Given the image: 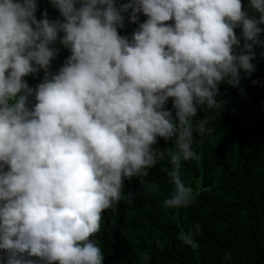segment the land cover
<instances>
[{
  "label": "clouds",
  "instance_id": "1",
  "mask_svg": "<svg viewBox=\"0 0 264 264\" xmlns=\"http://www.w3.org/2000/svg\"><path fill=\"white\" fill-rule=\"evenodd\" d=\"M50 3L62 19H37V0H0V264H103L95 236L106 210L131 202L126 180L144 182L168 156L164 208L196 203L180 170L212 129L194 118L222 111L220 85L255 72L264 0L247 6L258 18L242 0ZM57 44L70 55L53 71ZM191 235L178 238L195 248Z\"/></svg>",
  "mask_w": 264,
  "mask_h": 264
},
{
  "label": "trees",
  "instance_id": "2",
  "mask_svg": "<svg viewBox=\"0 0 264 264\" xmlns=\"http://www.w3.org/2000/svg\"><path fill=\"white\" fill-rule=\"evenodd\" d=\"M37 3V19L45 10L49 19H62L50 0ZM249 3L242 0L249 14L258 18L259 13L247 7ZM144 19L141 14L140 22ZM136 27L125 14V28L119 31L130 36ZM235 32L241 36L240 29ZM56 46L60 51L52 61L53 71L70 55ZM253 50L255 72L246 76L241 71L237 87L220 85L217 99L223 101L222 111L201 109L194 118L207 117V127L212 129L196 137L193 150L198 159L183 162L180 170L196 203L164 208L163 201L173 190L167 175L172 167L168 156L149 169L144 182L139 177L126 180L123 195L131 202L122 200L115 210H106L95 236L105 255L103 264H264V47L254 45ZM42 77L43 71L25 79L35 87ZM167 108L174 112L171 99ZM155 147L177 150L163 138ZM195 225L200 226L198 233ZM181 232L192 233L195 248L178 238Z\"/></svg>",
  "mask_w": 264,
  "mask_h": 264
}]
</instances>
